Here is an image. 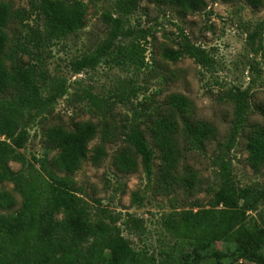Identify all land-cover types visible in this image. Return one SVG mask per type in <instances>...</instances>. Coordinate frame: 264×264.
Wrapping results in <instances>:
<instances>
[{"label":"rangeland","instance_id":"374dc122","mask_svg":"<svg viewBox=\"0 0 264 264\" xmlns=\"http://www.w3.org/2000/svg\"><path fill=\"white\" fill-rule=\"evenodd\" d=\"M4 1L23 19V22L14 20L6 27L8 48H11L16 36L25 32L24 23L34 25L36 18L30 14L32 0ZM65 1L82 4L84 27L46 46L44 53L48 73L65 79L67 91L47 112L28 119V139L16 151L38 167L34 158H51L56 153L46 146L45 134L49 128L72 130L78 124L94 123L97 132L88 142V152L70 174L71 185L86 201L92 222L100 220L119 228L133 249L158 260L164 258L162 253L166 251L174 255V264H193L194 257H198L195 264H216L213 252L219 249L228 253L221 259L223 264H256L241 252H232L235 244L230 241L206 243L177 238L171 228L184 210L212 208L214 193L221 182L217 157L224 156L230 161L235 189L246 188L250 192L245 206L238 200V207L244 212L241 223L264 229V166L253 167L247 150L249 131L255 125L264 126V26L257 29L255 37V46L260 43L262 47L260 52L253 53L246 42L247 32L264 20V0H258L254 7L239 1L205 0L206 7L195 13H183L154 0H139L138 8L127 18L131 25L151 30L143 41L145 66L136 70L128 64L101 62L80 73L71 70L70 61L91 52L106 37L103 14L112 10L114 0ZM181 33L211 54L215 61L212 69L203 68L189 57L175 62L162 58L165 48L176 47ZM22 58L28 59L26 55ZM123 88L135 90L127 104L115 97ZM246 88L250 91L246 121L233 146L226 150L234 118V104L227 99L226 92ZM87 93L103 100L104 114L91 103ZM171 94L187 99L183 113L172 112L167 103ZM133 108L145 111L140 125L153 152L150 178L137 155L135 171L122 173L113 165L117 151L126 146L123 130L133 117ZM171 113L179 129L183 119L200 120L214 125L215 136L202 149H191L178 130L174 139L178 153L166 159L155 131L158 119ZM0 140L8 141L5 136H0ZM97 146H102L105 153L94 164L92 157ZM8 164L13 171L21 169L18 162ZM58 175L63 174L58 172ZM0 190L13 195L15 205L11 210H16L21 197L13 184L2 182ZM256 191L262 195L257 196ZM56 217L59 219L61 215ZM257 252L264 257V245Z\"/></svg>","mask_w":264,"mask_h":264},{"label":"trees","instance_id":"16d2710c","mask_svg":"<svg viewBox=\"0 0 264 264\" xmlns=\"http://www.w3.org/2000/svg\"><path fill=\"white\" fill-rule=\"evenodd\" d=\"M157 4L168 5L183 13H195L206 7L205 0H154ZM221 2H244L254 7L258 0H220ZM139 5V0H114L112 10L103 14L107 26L106 37L89 53H84L70 61L71 70L80 73L93 69L99 63L113 65L128 64L141 70L145 62L143 41L151 30L139 25H131L128 16ZM30 14L35 15V24L24 23L25 32L16 36V41L8 48L6 27L14 20L23 22L20 13L8 1H0V183L10 182L20 195L21 203L16 210L15 198L6 190H0V264H174V255L163 252L158 260L153 255L136 251L121 235L119 228L111 227L103 221L92 222L86 201L71 185L70 174L80 165L88 152V142L95 136L94 123L78 124L72 130L51 127L46 132V146L56 150L51 157L35 159L38 167L26 160L18 151L28 139L26 122L47 112L66 91V81L52 76L45 66L46 46L84 27V8L78 1L32 0ZM258 23L246 35L247 45L255 54L262 49L255 46ZM26 55L24 61L22 56ZM163 59L175 62L182 57L192 58L203 68L210 70L215 61L211 54L193 43L181 33L175 48H165ZM135 90L125 88L115 93L118 101L130 102ZM87 98L104 114L103 100L91 93ZM249 88L230 89L226 97L234 104V118L230 138L226 144L229 150L242 130L249 109ZM167 103L172 112H184L187 99L180 94H171ZM133 117L124 125L123 140L126 146L113 158V165L119 172L128 173L137 169L135 155L150 178L153 152L143 130L141 117L144 109L132 110ZM174 115L158 119L155 136L165 149V157L176 155L178 149L175 134L179 133L191 149H202L206 141L215 136L211 123L183 119L181 128ZM134 151V154L131 153ZM249 161L253 167L264 166V126L255 125L247 136ZM104 148L97 146L93 162L98 164L104 156ZM169 156V157H168ZM220 187L214 193L211 209L195 212L184 210L172 224L171 231L177 238L192 239L208 243L230 241L235 244L232 252H241L256 264H264L257 249L264 245V229L257 225H244V216L238 207V200L249 198V189L237 191L231 175V164L224 156L217 157ZM9 161L20 163L21 169L13 171ZM172 165L170 164V167ZM58 172L63 175H58ZM257 192V191H256ZM261 196V192H257ZM61 215L58 219L56 216ZM113 222V221H112ZM228 253L219 249L213 252L216 264ZM198 257H194L195 264Z\"/></svg>","mask_w":264,"mask_h":264}]
</instances>
